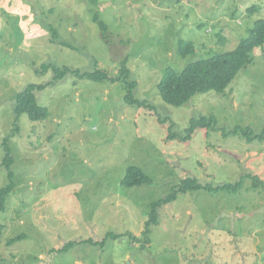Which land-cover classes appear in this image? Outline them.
Here are the masks:
<instances>
[{"label":"rangeland","instance_id":"374dc122","mask_svg":"<svg viewBox=\"0 0 264 264\" xmlns=\"http://www.w3.org/2000/svg\"><path fill=\"white\" fill-rule=\"evenodd\" d=\"M0 4V189L9 184L6 138L15 183L0 213V264H264V139H255L264 137V48L221 94H197L177 108L157 90L167 68L180 73L233 51L264 19V0ZM95 15L108 29L105 39ZM20 18L28 33L48 35L26 48ZM179 42H191L194 54L180 57ZM126 58L134 97L148 107L127 105L121 84L68 74L34 93L48 118L21 115L13 133L17 94L53 81L43 65L115 78ZM211 115L216 130L198 129L188 142L171 137ZM237 127L253 141L228 133ZM130 167L150 183L121 187ZM186 178L214 191L177 193L147 228L151 206Z\"/></svg>","mask_w":264,"mask_h":264},{"label":"trees","instance_id":"16d2710c","mask_svg":"<svg viewBox=\"0 0 264 264\" xmlns=\"http://www.w3.org/2000/svg\"><path fill=\"white\" fill-rule=\"evenodd\" d=\"M90 1L94 2L96 0ZM93 20L98 25L100 31L102 32V36L105 39L108 32L106 25L99 20L97 15H95ZM47 29L52 35V41H58L57 32L50 26H48ZM263 48L264 19H259L254 22L253 27L249 30L247 37L243 38L233 51L216 54L206 59L190 62L183 68L180 73H177L172 68H167L157 85L159 96L165 104L178 108L187 104L191 100V98L197 94L210 91L221 94L234 81L240 71L250 66V64L252 63V56L254 54V51L256 49L262 50ZM192 54H194V48L191 42L178 43V55L180 57L185 58ZM126 61L127 58L122 61L119 74L115 78L109 76L107 72H103L100 70L81 73V71L79 70H72L67 67L57 68L52 64L43 65L41 67L43 73H46L49 70L53 71V81L44 85H29L19 94H17L14 106L15 128L13 130V133L18 131L16 124L21 115H26L28 117V120L31 122L44 121L48 118L49 112L47 108L38 105L34 93L35 91H42L47 87L53 85L54 82L64 79V77L68 74L76 76L78 79L82 80H90L94 82L107 81L111 84H121L123 85V90H125L124 102H126L127 105L136 106L139 108L148 107L146 105V102L139 101L134 97V90H136L137 88V83L136 81L130 80V71L127 68ZM215 124L216 118L214 116H202L198 119H192L190 121V126L185 130L184 136L173 134V136L171 137L177 139L180 142H188L192 139V136L194 135L196 130L204 128L216 130ZM13 133L11 137H13ZM228 133L241 135L243 137H246L248 141H253V139L251 138L252 132L248 128L241 129L237 127L232 131H229ZM262 134H264V131ZM255 139L263 140L264 137H256ZM8 140L9 138H6L4 140V149L6 154L3 159L2 165L7 169L9 184L6 187L0 189V213H2L5 209L6 198L9 197V195L15 188V183L13 181L14 176L10 167L12 158L10 156V151L7 145V142H9ZM149 183V177L140 168L130 167L127 169L120 185L123 188L130 189ZM240 185L241 182L235 184L234 186H220L215 190H235L239 188ZM200 189L214 191L208 186L204 187L200 185L196 179L186 178L182 180L177 190H173L169 197H167L166 199H162L161 201H158L151 206L150 220L147 222V228L157 223L158 209L163 204L174 201L177 193H186L187 191ZM3 231L4 227L0 223V241L3 235ZM116 238L117 237H115V239Z\"/></svg>","mask_w":264,"mask_h":264},{"label":"crops","instance_id":"0c3cea01","mask_svg":"<svg viewBox=\"0 0 264 264\" xmlns=\"http://www.w3.org/2000/svg\"><path fill=\"white\" fill-rule=\"evenodd\" d=\"M24 9H26V7ZM16 16H19V17L23 18L25 15L23 14V12L22 13L19 12V13H17ZM21 18L19 20V25H17V26H18V29L21 32V34L28 35V36H24V38H23V43L26 44V45H23V46H25L26 48H31L32 47V45L30 43H28V40L32 41V40H36L37 38H40V37L41 38L46 37L48 35V32L46 33V32H44L42 30H41V32H42L41 35H39L38 33H35V32H33L32 34L28 33L26 31L27 28H28L27 23H24Z\"/></svg>","mask_w":264,"mask_h":264}]
</instances>
